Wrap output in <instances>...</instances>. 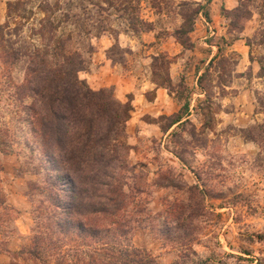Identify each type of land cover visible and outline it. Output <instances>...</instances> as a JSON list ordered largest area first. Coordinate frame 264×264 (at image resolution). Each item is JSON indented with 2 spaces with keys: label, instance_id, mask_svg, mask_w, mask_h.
Here are the masks:
<instances>
[{
  "label": "rangeland",
  "instance_id": "rangeland-1",
  "mask_svg": "<svg viewBox=\"0 0 264 264\" xmlns=\"http://www.w3.org/2000/svg\"><path fill=\"white\" fill-rule=\"evenodd\" d=\"M219 1L0 0V264H264V0ZM60 44L81 80L107 55L175 94L125 128L111 242L65 223L71 186L35 132L26 78Z\"/></svg>",
  "mask_w": 264,
  "mask_h": 264
},
{
  "label": "trees",
  "instance_id": "trees-1",
  "mask_svg": "<svg viewBox=\"0 0 264 264\" xmlns=\"http://www.w3.org/2000/svg\"><path fill=\"white\" fill-rule=\"evenodd\" d=\"M58 48L60 51L55 55L61 60L53 72L47 70L45 60L41 59V63L30 67L31 77L26 78L25 85L34 83L32 94L38 97L31 107L35 114V132L49 162L56 165L57 161V169L62 168L66 173L63 188L67 184L71 186V199L58 202V208L66 216L65 223L76 227L92 241L111 242V231L104 223L109 216H116L109 211V204H122V196L117 191L123 182L118 184L115 171L120 173L125 167L119 156L120 146L133 107L131 103H121L114 95L109 97L106 91H92L86 81L79 78V73L86 70L81 54L66 49L63 44ZM108 58L117 63L113 57ZM182 118L178 116L173 125ZM105 189L116 198L107 195ZM125 251V255L138 254L137 250Z\"/></svg>",
  "mask_w": 264,
  "mask_h": 264
},
{
  "label": "crops",
  "instance_id": "crops-1",
  "mask_svg": "<svg viewBox=\"0 0 264 264\" xmlns=\"http://www.w3.org/2000/svg\"><path fill=\"white\" fill-rule=\"evenodd\" d=\"M236 0H220L221 6L229 10V7H233ZM114 64L111 59L105 56L104 60H95L91 65L90 71L84 75V80L93 87L95 90L107 87H113L116 98L118 100H125L127 97H131V105L133 107V115L128 121L127 129L131 130L135 123V116H149L154 117L148 108L150 105H154L158 102L167 100L168 102H174L175 94H170L169 89L158 84L154 79L144 77L139 79L132 71H129L124 65L121 66ZM110 70L113 74L104 76L103 74ZM106 74V73H105ZM171 82H176V76L170 73ZM151 95V97H149ZM14 187V186H13ZM12 187V191H13ZM12 194V193H11ZM17 208L19 206L16 204ZM6 251L0 248V257H3Z\"/></svg>",
  "mask_w": 264,
  "mask_h": 264
},
{
  "label": "built area",
  "instance_id": "built-area-1",
  "mask_svg": "<svg viewBox=\"0 0 264 264\" xmlns=\"http://www.w3.org/2000/svg\"><path fill=\"white\" fill-rule=\"evenodd\" d=\"M202 19L206 23V26H208V28H209V35L213 36L215 34V32H214L212 26L210 25V23L207 21V19L205 17H203Z\"/></svg>",
  "mask_w": 264,
  "mask_h": 264
}]
</instances>
